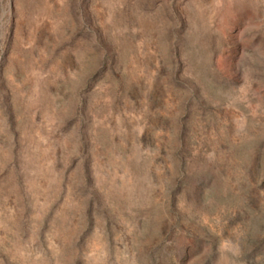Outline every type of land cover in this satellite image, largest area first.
<instances>
[{"label":"rangeland","instance_id":"rangeland-1","mask_svg":"<svg viewBox=\"0 0 264 264\" xmlns=\"http://www.w3.org/2000/svg\"><path fill=\"white\" fill-rule=\"evenodd\" d=\"M0 264H264V0H0Z\"/></svg>","mask_w":264,"mask_h":264}]
</instances>
